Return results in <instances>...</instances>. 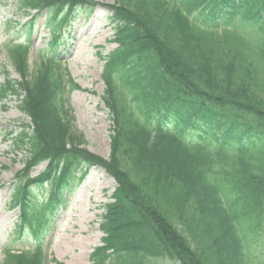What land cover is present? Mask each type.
Segmentation results:
<instances>
[{
    "label": "trees",
    "instance_id": "1",
    "mask_svg": "<svg viewBox=\"0 0 264 264\" xmlns=\"http://www.w3.org/2000/svg\"><path fill=\"white\" fill-rule=\"evenodd\" d=\"M94 0H17L34 9L24 42L8 45L18 79L0 85L28 117L15 143L25 151L9 207L16 239L4 264L47 260L42 241L65 194L95 165L116 187L105 205L92 264H264V0H116L113 47L98 58L110 120L109 155L84 148L70 114L59 48L63 26L87 18ZM51 28L47 50L29 63L36 15ZM67 74V73H66ZM12 135V133H9ZM46 161L36 176L30 173ZM44 189L40 202L34 189Z\"/></svg>",
    "mask_w": 264,
    "mask_h": 264
},
{
    "label": "rangeland",
    "instance_id": "2",
    "mask_svg": "<svg viewBox=\"0 0 264 264\" xmlns=\"http://www.w3.org/2000/svg\"><path fill=\"white\" fill-rule=\"evenodd\" d=\"M99 3L91 16L84 20L79 14L69 22L64 46L59 50L63 79L70 77L78 89L65 87L63 98L67 101L74 128L84 141V148L94 155L107 158L110 143V120L101 101L104 85L100 74L103 61L98 53L109 51L113 45L106 42L112 34L110 11L103 5L116 0H94ZM103 4V5H101ZM29 10L19 9L17 0H0V85L17 80L7 56L8 45L24 42L25 30H20L28 20ZM46 13L36 17L34 33L29 42V63H38L47 50L51 30L45 24ZM67 73V74H66ZM27 117L17 108L12 95L0 99V264H4V250L29 249L35 242L27 235L16 239L13 235L18 212L10 209L12 189L17 185L16 175L24 167L25 151L17 147L15 136L20 132ZM12 133V135H9ZM17 137V136H16ZM45 163L34 168L32 175L43 170ZM86 172L84 178L72 185L66 193L64 204L51 217V228L44 236L43 248L47 260L63 264H92L88 256L92 248L100 244L102 233L99 223L105 205L111 201L116 187L115 180L100 167L83 166L76 176ZM34 200L40 202L45 190L34 189ZM264 238V234H263ZM264 248V246H263ZM264 257V256H263ZM148 264H178L169 259L150 258ZM47 264H53L47 262Z\"/></svg>",
    "mask_w": 264,
    "mask_h": 264
}]
</instances>
